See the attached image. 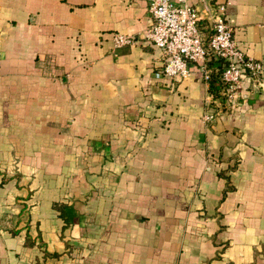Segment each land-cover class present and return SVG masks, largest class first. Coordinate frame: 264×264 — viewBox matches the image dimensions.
Returning a JSON list of instances; mask_svg holds the SVG:
<instances>
[{
    "label": "crops",
    "instance_id": "1",
    "mask_svg": "<svg viewBox=\"0 0 264 264\" xmlns=\"http://www.w3.org/2000/svg\"><path fill=\"white\" fill-rule=\"evenodd\" d=\"M187 1L201 29L226 3L264 66V0ZM149 20L143 0H0V264H264V73L204 122L195 71L155 77Z\"/></svg>",
    "mask_w": 264,
    "mask_h": 264
},
{
    "label": "built area",
    "instance_id": "2",
    "mask_svg": "<svg viewBox=\"0 0 264 264\" xmlns=\"http://www.w3.org/2000/svg\"><path fill=\"white\" fill-rule=\"evenodd\" d=\"M149 13V23L142 32V38L155 47L162 64L155 77H169L177 80L195 71L200 80L209 86L207 65L209 59L222 61L220 94L227 105L241 90L242 82L260 86L264 73L263 64L248 57L231 36V27L226 21V3L216 2L209 7L206 27L201 29V16L195 5L187 0H143ZM202 1V0H200ZM112 48L131 45L135 38L129 34L114 32L111 36ZM202 114L204 122H210L216 113L212 94Z\"/></svg>",
    "mask_w": 264,
    "mask_h": 264
},
{
    "label": "trees",
    "instance_id": "3",
    "mask_svg": "<svg viewBox=\"0 0 264 264\" xmlns=\"http://www.w3.org/2000/svg\"><path fill=\"white\" fill-rule=\"evenodd\" d=\"M211 72L209 74V91L215 100L217 110H222L226 107L223 96L220 94L222 88V82L220 79V72L222 67V61L219 59L211 58L207 62Z\"/></svg>",
    "mask_w": 264,
    "mask_h": 264
}]
</instances>
